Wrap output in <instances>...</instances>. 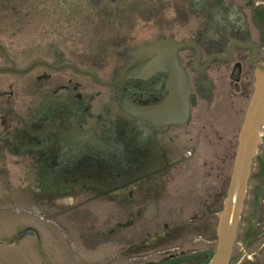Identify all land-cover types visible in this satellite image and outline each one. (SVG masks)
<instances>
[{"label":"rangeland","instance_id":"rangeland-1","mask_svg":"<svg viewBox=\"0 0 264 264\" xmlns=\"http://www.w3.org/2000/svg\"><path fill=\"white\" fill-rule=\"evenodd\" d=\"M79 1L81 12L67 16L60 0H0V66L22 67L34 58H51L56 47L65 56L70 51L89 52L91 47L85 43L93 37V24L100 14L93 6H112L119 13L123 5H143V0ZM156 3V14L162 15L164 0ZM30 74L0 73V264H204L213 251L214 212L227 183L244 102L235 99V108L228 109L223 98L220 109L208 112L202 104L194 105L187 124L175 129L179 136L174 139L177 149L191 148L190 154L167 173H145L141 182L159 186L139 191L142 202L119 205L98 188L81 187L83 178L76 184H60L55 171L40 172L37 158L2 148V138L17 124L14 113L40 110L36 108L39 95L30 91ZM48 175L54 178L50 182ZM151 199L157 204L151 220L135 215L130 225L114 226L134 210L141 211ZM263 199L261 136L227 264L264 263V233L254 241L241 236L246 217L263 212ZM170 208L174 220L168 217ZM110 228L114 232L107 235ZM171 246L180 250L166 251Z\"/></svg>","mask_w":264,"mask_h":264},{"label":"flooded vegetation","instance_id":"flooded-vegetation-1","mask_svg":"<svg viewBox=\"0 0 264 264\" xmlns=\"http://www.w3.org/2000/svg\"><path fill=\"white\" fill-rule=\"evenodd\" d=\"M107 1L112 4L116 0ZM79 2L60 0L65 3L61 7L67 16L81 12ZM142 4L137 8L123 5L119 13L112 6H93L97 15L118 16L105 18L99 14L93 37L85 43L91 47L89 52L70 51L65 56L56 47L51 50V58L38 57L26 63L24 66L40 60L61 67L38 64L20 74L31 73L30 91L39 95L36 108L40 110L28 115L15 112L17 124L2 138V148L37 158L40 172L55 171L60 184H76L83 178L88 183L81 182V187L98 188L119 205L142 202L139 191L159 186L141 182L145 173H167L190 154L191 148L177 149L174 139L179 136L175 129L187 124L194 105L202 104L208 112L213 107L220 109L224 98L228 109H234L235 99H241L244 111L252 91L253 62L264 60V0H164L162 15L156 14V0H143ZM113 18L118 21L113 22ZM160 28L167 32L160 33ZM159 39L184 43L176 50L189 84L187 113L180 123L154 124L133 115L138 113L135 110L164 99L166 72L157 70L116 80L137 46ZM48 179L50 182L54 178L48 175ZM143 205L141 211L134 210L114 226L130 225L135 215L151 220L156 200ZM262 210L260 215H249L243 221V239L254 241L264 233ZM168 217L176 219L171 208ZM112 232L108 229L107 235ZM174 250H180V246L166 249Z\"/></svg>","mask_w":264,"mask_h":264},{"label":"water","instance_id":"water-1","mask_svg":"<svg viewBox=\"0 0 264 264\" xmlns=\"http://www.w3.org/2000/svg\"><path fill=\"white\" fill-rule=\"evenodd\" d=\"M182 44L184 43L159 39L137 46L131 52L130 61L120 70L119 78L116 80L126 75L142 77L157 70L167 74L165 80L167 93L164 99L157 105L135 110L141 115L134 113V116L144 118L154 124L183 121L187 113L189 84L185 71L177 58V47ZM38 64L54 69L61 67L51 66L37 60L22 68L0 66V73L20 75ZM253 65L252 91L236 133L230 172L220 207L216 212L213 251L204 264H227L229 261L246 193L250 164L260 142L261 129L264 138V60L253 62ZM92 77L99 83L108 85L107 82L93 75Z\"/></svg>","mask_w":264,"mask_h":264}]
</instances>
